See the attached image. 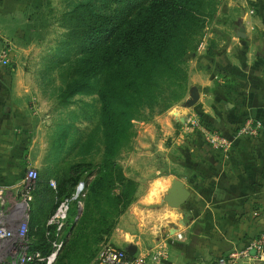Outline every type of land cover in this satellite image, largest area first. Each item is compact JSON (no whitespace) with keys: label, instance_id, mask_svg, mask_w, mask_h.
Listing matches in <instances>:
<instances>
[{"label":"crops","instance_id":"crops-1","mask_svg":"<svg viewBox=\"0 0 264 264\" xmlns=\"http://www.w3.org/2000/svg\"><path fill=\"white\" fill-rule=\"evenodd\" d=\"M227 6L225 18L207 25L186 56L189 86L183 100L195 88L196 104L139 122L133 145L121 152L123 173L137 190L117 226L127 218H146L149 209L141 204L162 203L177 180L189 193L176 207L154 208L165 226L159 245L167 256L161 264H202L264 231V0H230ZM24 19L23 0H0V30L6 21L18 25ZM240 26L244 38L237 36ZM28 79L13 59L0 66V195L9 200L25 169L36 164L29 156L37 150ZM191 121L220 135L227 146H211ZM247 122L258 125L256 136L238 134Z\"/></svg>","mask_w":264,"mask_h":264},{"label":"trees","instance_id":"trees-1","mask_svg":"<svg viewBox=\"0 0 264 264\" xmlns=\"http://www.w3.org/2000/svg\"><path fill=\"white\" fill-rule=\"evenodd\" d=\"M115 4L130 8L128 18L108 13ZM204 6L205 0H82L64 14L68 34L63 45L67 52L74 49L81 56L69 61V69H64L68 81L61 98L67 101L76 94L98 95L104 145L101 164L80 170H77L79 164L73 165L75 171L71 169L57 185L58 204L73 194L81 175L97 176L91 194H84L80 222L88 219L93 195L103 192L105 208L101 211L112 208L117 214L123 213L134 200L137 184L124 175L116 158L133 136V120L143 109L154 107L184 73L183 59L199 43V33L206 23ZM193 42L196 44L191 49ZM103 72L102 82L94 84L93 80ZM90 143L89 139L85 144ZM104 183L106 187L102 191ZM44 190V184L37 178L31 202L34 213L31 215L30 210L28 222L30 251L42 257L52 249L53 227L47 226L46 221L54 211L47 218L44 201L40 199V195L47 193ZM76 206L77 202L73 201L63 248L71 238L66 231ZM34 237L38 240L32 241ZM25 264L44 262L30 260Z\"/></svg>","mask_w":264,"mask_h":264},{"label":"rangeland","instance_id":"rangeland-1","mask_svg":"<svg viewBox=\"0 0 264 264\" xmlns=\"http://www.w3.org/2000/svg\"><path fill=\"white\" fill-rule=\"evenodd\" d=\"M80 1L82 0H23L27 19L22 20L18 25L6 21L2 27L3 31L0 30V47L10 46L13 65L22 67L28 73V81L34 87L33 104L36 113L34 146L37 152L29 156L36 161L33 168L38 172L39 182L44 184V191H47L40 195L48 212L47 218L57 205L58 199L55 195L57 185L61 179L71 173L73 165L79 164L81 167L77 170H80L98 166L103 159L104 145L99 122L98 95L96 93L76 94L67 101L61 98V93L64 92L68 81L65 79L64 69H69V61L72 62L81 56L74 49L70 53L67 52L63 45L68 34L63 16L73 4ZM229 2L230 0H205L206 23L202 32L199 33L200 38L203 37L207 25L214 20L225 18ZM107 11L122 18H128L131 13L130 8L124 9L123 5L116 4ZM195 44L193 42L190 48L192 49ZM186 56L182 65L184 75L178 77L176 86L171 85L154 107L143 109L133 120V136L121 148L116 158L120 166L121 152L133 145L139 122H149L157 115L172 112L177 106H184L183 98L189 86V64ZM104 74L103 72L94 79L93 83L98 85L102 82ZM89 139L91 143L85 144ZM159 162L162 165L161 160ZM75 169L72 170L75 171ZM96 177L92 174L81 175L79 182L85 183L84 194H91L92 183L97 179ZM105 187L106 183L103 184L102 191ZM110 190L114 192V188ZM83 197L84 195L79 204L77 203L75 213L71 215L70 230L66 231L67 234H71L70 241L65 248L60 249L54 264H93L101 247L108 243L127 247L132 254L145 253L157 246L162 247L159 245L162 244L160 233L163 231L161 227L165 226L160 224L162 219L154 216V208H159L161 205L171 207L168 204L169 195L162 203L141 204L149 209V215L146 218H127L120 227L117 225L121 215L135 200L123 213L117 214L112 208L101 211L102 207L105 208L102 204L103 192L93 195L88 219L80 222L85 198ZM78 207L81 208L79 211ZM30 210L33 215L32 203H30ZM135 210L138 212V208ZM137 212H134V215ZM144 223H146V229ZM37 237L32 238V241H37ZM162 250L167 256L165 248L162 247Z\"/></svg>","mask_w":264,"mask_h":264},{"label":"built area","instance_id":"built-area-1","mask_svg":"<svg viewBox=\"0 0 264 264\" xmlns=\"http://www.w3.org/2000/svg\"><path fill=\"white\" fill-rule=\"evenodd\" d=\"M11 61L10 46L0 47V66H9ZM190 124L199 129L202 137L211 146L217 148L227 146L220 135L204 130L200 122L191 121ZM257 128L258 125L253 127L247 122L239 129L238 134L256 136ZM37 178V170L33 167L27 168L15 197L9 200L0 195V264H25L30 260L53 264L62 248L71 203L76 201L79 204L84 195L85 183L82 181L77 183L73 194L61 200L47 219L46 225L53 227L52 249L46 257H42L39 253L30 251L28 236L30 203L33 200L32 191ZM177 238H181V235H177ZM165 259L166 253L158 246L145 253L132 254L108 243L101 247L93 264H161ZM202 264H264V231L229 253L217 255Z\"/></svg>","mask_w":264,"mask_h":264},{"label":"water","instance_id":"water-1","mask_svg":"<svg viewBox=\"0 0 264 264\" xmlns=\"http://www.w3.org/2000/svg\"><path fill=\"white\" fill-rule=\"evenodd\" d=\"M238 37L244 38V28L240 26L239 32L237 33ZM198 92L195 88L192 89L190 93L189 99L185 101L184 106L187 108H192L196 102L198 101ZM175 191L169 195V201L168 204L171 205V207H176L177 204L188 196V191L184 188L183 183L179 180L175 181Z\"/></svg>","mask_w":264,"mask_h":264}]
</instances>
